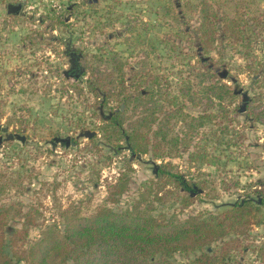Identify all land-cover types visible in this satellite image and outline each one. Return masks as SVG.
Instances as JSON below:
<instances>
[{"label":"rangeland","instance_id":"rangeland-1","mask_svg":"<svg viewBox=\"0 0 264 264\" xmlns=\"http://www.w3.org/2000/svg\"><path fill=\"white\" fill-rule=\"evenodd\" d=\"M191 1L200 0H0V206L34 207L44 228L57 226L63 209L94 211L107 186L119 178L126 188L111 206L158 219L221 213L246 196L264 197V117L251 121L242 99L257 97L258 90L247 87L261 75L239 67L247 58L264 57V0H205L213 10L225 9L245 21L249 37L227 39L226 50L218 45L209 54L198 47V13ZM67 47L80 50L101 70L113 67V60H103L116 54L123 64L115 77L123 72L127 83L138 70L167 79L181 106L170 118L168 138L177 143L168 155H132L123 140L104 133L98 99L85 84L90 68L81 79L64 75L71 67ZM207 67L213 76L194 75ZM214 81L242 89L224 98L227 112L216 104L208 107L209 100L199 94ZM192 94L199 97L196 106L188 97ZM262 98L264 103V90ZM120 103L114 98L106 112ZM203 114L215 117L198 125L193 118ZM163 163L195 184L189 205V192L156 175L155 165ZM252 221L249 238L233 252V264H264V207ZM19 226V217L11 216L5 233ZM40 231H31L30 239ZM198 253L178 251L170 260L185 264Z\"/></svg>","mask_w":264,"mask_h":264},{"label":"trees","instance_id":"trees-1","mask_svg":"<svg viewBox=\"0 0 264 264\" xmlns=\"http://www.w3.org/2000/svg\"><path fill=\"white\" fill-rule=\"evenodd\" d=\"M192 3L197 7L198 13L194 32L197 34L198 47L203 53L209 54L217 50L218 45L226 50V44H222L227 39H249L247 23L238 19L237 15H231L225 9L213 10L205 0ZM65 54L69 56L71 67L64 70V75L76 74L81 79L85 68H90L92 76L85 84L98 99V111L104 120L102 130L109 138L123 140L125 148L132 155L150 152L153 158L162 159L171 152L177 140L174 137L168 138L169 122L170 118L177 115L181 106L176 101L177 97L171 94L164 76L138 70L133 75V80L127 83L123 72L119 80L115 77L123 64L116 54L109 60L94 55L107 64L111 60L115 62L111 69L107 67L102 70L98 68L99 65L90 66L80 50L67 47ZM239 67L254 70L261 75L260 78H252L253 85L247 87L251 92L258 90L257 97L250 98L244 94L242 98L248 118L260 122V118L264 117V57L247 58L244 65ZM210 70L207 67L194 75H200L203 80L205 76H213ZM190 90L191 85H188L187 93ZM199 94L209 100L208 107L216 104L221 112H227L229 104L223 103L224 98L240 95L242 89L235 90L226 83L214 81L203 85ZM188 97L193 106L199 104V97L193 94ZM114 98H120V105L111 107L106 112L109 102ZM215 100H218L217 103H214ZM254 101L258 103L254 104ZM121 104L123 108H120ZM129 106L132 108L131 113H127ZM237 108L238 106L234 107V110ZM160 114L158 127L151 129L154 122H158ZM211 117L215 115L203 114L193 119L201 125L206 118L210 120ZM168 165L169 163L155 165L156 175L172 182L176 188L189 192V198L185 199L186 205H189L192 200L191 191L196 190L195 184L182 174L167 168ZM126 184L123 178L109 184L101 203L90 213H83L76 206L63 209L62 222L57 226L47 225L44 228L43 223L38 221L37 215L41 213L34 207L23 210L19 206L12 210V206H0V264H173L171 256L178 251H199L185 264H233V252L239 248L244 238H249L252 218L264 207V197L246 196L221 213L189 215L182 221L172 216L158 219L117 210L111 206L118 202ZM11 216L19 217L20 226L6 234L5 229ZM35 229L41 231L38 237L30 239V232ZM226 236L229 238L216 248L203 250ZM260 254L264 256V249H260Z\"/></svg>","mask_w":264,"mask_h":264},{"label":"water","instance_id":"water-1","mask_svg":"<svg viewBox=\"0 0 264 264\" xmlns=\"http://www.w3.org/2000/svg\"><path fill=\"white\" fill-rule=\"evenodd\" d=\"M77 76V75H76Z\"/></svg>","mask_w":264,"mask_h":264}]
</instances>
